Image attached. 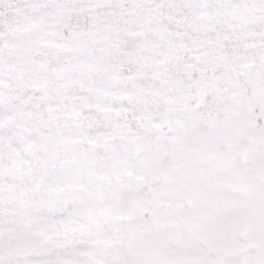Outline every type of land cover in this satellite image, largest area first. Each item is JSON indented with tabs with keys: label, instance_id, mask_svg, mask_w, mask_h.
I'll return each instance as SVG.
<instances>
[{
	"label": "snow or ice",
	"instance_id": "snow-or-ice-1",
	"mask_svg": "<svg viewBox=\"0 0 264 264\" xmlns=\"http://www.w3.org/2000/svg\"><path fill=\"white\" fill-rule=\"evenodd\" d=\"M0 264H264V0H0Z\"/></svg>",
	"mask_w": 264,
	"mask_h": 264
}]
</instances>
